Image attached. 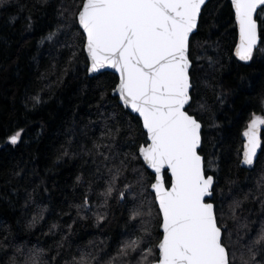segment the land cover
<instances>
[{"label":"trees","instance_id":"16d2710c","mask_svg":"<svg viewBox=\"0 0 264 264\" xmlns=\"http://www.w3.org/2000/svg\"><path fill=\"white\" fill-rule=\"evenodd\" d=\"M78 2L10 0L0 8V264H10L13 255L23 260L31 250L49 264H72L81 252L106 260L123 241L139 234V218L130 221V211L143 197L153 196L147 185L154 174L144 169L142 196L136 183L140 173L130 166L116 187L132 184L136 199L126 193L119 201L113 193L109 206L98 208L111 176L103 158L87 155L88 150L95 152L94 142L114 144L116 160L106 163L118 166L125 153H136L145 136L141 120L112 95L118 77L110 72L89 76L76 25L65 27L69 22L60 15L61 6L74 10ZM259 15L264 19V13ZM50 33H56L51 41ZM237 36L229 0H211L191 44L196 91L190 114L203 124L202 154L212 163L208 174L217 181L216 202L223 200L227 213L233 198L248 195L243 215L249 227L238 233L228 221L233 240L240 238L235 245L239 264L240 251H246L241 245L264 223L257 199L264 192L258 183L264 177V145L253 167L242 166L243 132L253 114L264 115V36L250 63L235 57ZM106 126L119 127V138L101 141ZM21 130L20 142L12 145L9 137ZM86 192L90 207L78 210ZM97 212H107L108 219L98 223ZM158 235L154 229L151 242L145 237L141 248L146 252L154 246ZM18 247L23 253L16 252ZM140 256L137 249L128 259L136 264Z\"/></svg>","mask_w":264,"mask_h":264},{"label":"snow or ice","instance_id":"6c2138e0","mask_svg":"<svg viewBox=\"0 0 264 264\" xmlns=\"http://www.w3.org/2000/svg\"><path fill=\"white\" fill-rule=\"evenodd\" d=\"M9 2L0 0V8ZM230 2L239 36L235 56L240 61L250 62L262 46L264 19L259 14L264 13V0ZM205 4L206 0H79L74 10L61 6L60 15L69 22L65 27H71V22L76 25L75 36L82 40L83 51L90 62L89 73H100L104 69L118 73L113 95L118 96L125 109L137 114L145 136L136 153H125L118 166L108 167L106 163L116 160L112 155L114 144L94 142L95 152L88 150L87 155L103 158L101 163L111 176L107 188L100 193L104 200L98 208H107L113 193L119 201L125 200L126 193L136 199L132 184L126 182L122 189L116 187L130 166L140 173L136 183L141 185L142 196L144 169L154 174L147 185L152 199L143 197L129 214L130 221L139 218L136 230L139 234L123 241L116 255L109 254L106 260L95 252H81L80 258L74 257L72 264H132L128 257L137 249L141 256L136 264H237L235 245L240 243V238L238 235L233 240L228 221L233 222L238 233L249 227L243 215L248 195L243 200L233 198L227 213L223 200L216 202L217 181L208 174L212 163L202 154L203 124L190 114L196 91L191 44ZM55 36L56 33H50L47 39L51 41ZM75 56L73 52V59ZM261 129H264V115L253 114L243 132L246 138L243 165H254L264 145ZM120 132L119 127L106 126L101 141H114ZM21 135L22 130L9 137V142L18 144ZM102 148L107 154L100 151ZM134 161L140 164L134 165ZM258 183L264 189V177ZM261 197L264 192L257 196L264 211ZM76 207L88 210L87 192L83 203ZM94 214L98 223L108 219L107 212ZM36 222L37 218L33 217V224ZM157 228L156 243L145 252L141 245L145 237L151 242ZM241 248L246 251H240L239 264H264V223ZM16 252L23 253V249L18 247ZM258 256L262 258L258 260ZM10 264L49 262L41 258L40 252L31 250L23 260L13 255Z\"/></svg>","mask_w":264,"mask_h":264},{"label":"water","instance_id":"95a60500","mask_svg":"<svg viewBox=\"0 0 264 264\" xmlns=\"http://www.w3.org/2000/svg\"><path fill=\"white\" fill-rule=\"evenodd\" d=\"M211 0H206V4H205V6L210 2ZM229 2H230V0H229ZM230 4H231V2H230ZM205 6H204V8H205ZM203 8V9H204ZM203 9H202V11H203ZM201 15H202V13H201ZM198 27H199V25H198ZM198 30V29H197ZM237 33H238V29H237ZM195 34V33H194ZM193 34V35H194ZM238 42H239V36H237V42H236V46L238 45ZM236 46H235V49H236ZM259 48V47H258ZM235 49H234V54H235ZM236 57V56H235ZM237 58V57H236ZM88 59V58H87ZM238 59V58H237ZM239 60V59H238ZM240 61V60H239ZM88 62H89V60H88ZM241 62H243V63H250V62H244V61H241ZM89 65H90V62H89ZM88 68H89V66H88ZM106 72H110V73H113V74H115L117 77H118V73H116L115 72V70H113V69H104V70H102L100 73H89V71H88V74H89V76L90 77H96V76H98V75H100V74H102V73H106ZM112 95H113V91H112ZM114 97H117L118 98V96H116V95H113ZM119 100V99H118ZM119 103L122 105V103H121V101L119 100ZM125 109V108H124ZM125 110H127V111H129L132 115H134V116H136V117H138L137 116V114H135V113H132L131 111H130V109H125ZM142 122V121H141ZM262 131H263V129H261V133H260V135H261V139L263 140V138H262ZM202 132H203V128H202ZM244 139H245V143H246V138L244 137ZM262 147H263V145H262ZM262 147H261V149H260V151L257 153V158H256V161H255V163H254V165L256 164V162L258 161V159H259V156H260V154H261V152H262ZM253 165V166H254ZM242 166L244 167V168H249L248 166H246V165H243L242 164ZM252 166V167H253ZM150 172H151V170L150 169H148ZM152 173V172H151ZM153 174V173H152ZM215 177V176H214Z\"/></svg>","mask_w":264,"mask_h":264}]
</instances>
